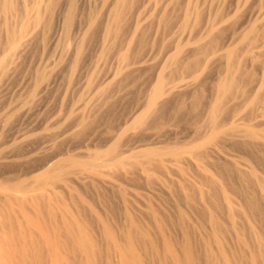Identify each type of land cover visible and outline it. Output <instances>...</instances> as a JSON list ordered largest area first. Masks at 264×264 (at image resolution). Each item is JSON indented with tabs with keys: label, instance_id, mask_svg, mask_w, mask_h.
I'll return each mask as SVG.
<instances>
[{
	"label": "bare ground",
	"instance_id": "6f19581e",
	"mask_svg": "<svg viewBox=\"0 0 264 264\" xmlns=\"http://www.w3.org/2000/svg\"><path fill=\"white\" fill-rule=\"evenodd\" d=\"M75 1L0 0L1 90L7 89L6 85L10 83L8 80L16 72V61L20 60L19 58L22 57L23 52L31 46L33 40H37L44 32L47 34L48 30L53 28V24L62 20L59 25L64 29L66 39L72 38L75 28L78 27L76 26L75 12L77 6ZM138 2L139 0H113L108 4L106 22L101 28L103 31V33L101 31L103 35L101 36L102 41H100L102 42V47H100V50L98 49L99 53L97 54H100L101 59L110 53L117 56L120 65L113 72V78L114 75L118 79L129 78L130 73H132L131 68H135L142 60L137 55L139 51L136 50V46L142 43L144 39L143 33L146 29V25L144 26L142 22L144 19L142 21L140 19L135 20L131 25L127 17L128 12ZM154 3L162 7L156 9V7L151 6V9L155 8L150 14L156 26L162 27L163 30H170L176 25L178 27L175 26L174 28H179L184 33L188 30L187 34H189L183 36L181 32L183 37H180L181 35L179 36L177 32L176 36L178 39L174 41L175 43L171 42L173 46L164 42L166 46L163 52L165 60H162L164 61L162 66L157 73L155 72L156 77L153 78L154 80L151 83L149 82L150 86L144 101L140 104L137 111L129 115L123 122L126 125V131L142 128L148 117H156L161 113L160 110L164 104L163 97L169 95L172 88V86L167 85L169 81L167 80L168 75H165L166 68L171 69L176 74L177 72L186 73L195 81L201 78L202 73H204L202 69L204 66L200 64L203 67H198L199 61L189 55L190 52H187L189 50L186 51V47L191 45L192 50L190 51L193 53L192 55L195 53V57L196 54L201 56L208 48H213L218 43L219 39L217 37H220L223 33L220 23H218L219 26L216 23H211V17L209 18L210 20L207 19L211 24H207L208 27L206 28L204 27L203 13L205 10L201 9V4L204 3H202V0H154ZM61 5L65 6V14H63L62 19H59L57 10ZM259 11L261 13L262 9ZM90 13L87 14L89 15L87 17L89 22L87 20L88 24L85 23L87 29L85 30L84 26H82L83 30H85L84 33L87 32L86 34L91 29L92 31L95 28L97 29L98 23L103 19V14L99 13V11L96 15L91 13L90 16ZM148 15L146 13L145 16ZM259 15L256 13L253 16L258 17ZM224 16L225 13H217L213 21H220ZM135 17L137 18V16ZM147 21L150 23L149 20ZM244 22L242 21L239 24L242 25ZM203 27L204 30H202ZM244 27L246 28V25ZM260 27L255 22H252L248 29H240L239 35L237 33L236 39L234 38L235 42L227 43L225 40L226 44L223 43V46L219 45L223 49H221L220 54L221 59L226 62V71L223 73L224 75L213 77L215 80H213L215 95L207 105L208 119L206 122L209 130L198 137L196 136L197 138L191 142L185 144L165 143L137 151L132 147L121 150L118 141L112 140L113 142H102L94 145L92 154L86 155V157L70 154L58 157V154H55L39 163L24 166L27 168H21L18 172H14L9 168H0V264H264V164L260 166L262 161L261 163L259 162V165L258 163L245 162L241 166L236 161L232 165L223 164L220 166V164L217 165L218 160L217 162L215 159L208 161L209 159H205L204 155L205 148L210 144H217L216 142L220 135L241 132L244 136L255 140L264 137V134L259 130L264 127V120H261L258 124H244V127L237 122L242 119L244 107H242V112H234L232 110L234 107H232L229 111L233 113L229 117H225L228 112V109H226L227 100L230 98H232L230 100H233V96L235 94L238 95L237 92L243 96L247 110L250 109V111L252 110L251 112H253L254 107H257V104L259 105L262 100L264 101V71L261 79L255 84L254 82L250 84L253 81L252 79L248 82L249 84L244 83L243 74H246L244 70L249 66H244L241 59L243 56H240L243 52L239 53L237 47V44L240 45L241 42L245 41L246 45V41H248L249 43L251 42V44L247 43L250 47L257 48L259 41L257 34L260 32L258 31ZM236 31L239 32V26ZM84 33L76 37L77 40L75 39L76 41L72 43L74 46L70 45L72 48H70L71 51H68V56L72 55L70 56L72 57L70 59L71 62L67 61L68 56L66 58V62H70V65L65 60L63 61L70 67L71 70L69 69V71L76 70L80 61H82L81 59L84 58V45L87 44L84 40H88L84 39L86 38ZM173 36L176 37L175 35ZM223 37L221 36L220 40ZM262 37L264 36L262 35ZM260 41L264 43L263 39ZM249 45H246V49H249ZM261 49H263V45ZM255 50L253 49V51ZM72 51L73 53H71ZM257 51L260 54L264 52ZM247 52L243 54L246 55L245 59L249 57L250 60L253 54L252 49L250 48V51ZM207 53L209 52L207 51ZM256 53L255 56L252 55L254 59L253 57L251 58L254 61L255 57H257L256 55H258ZM217 54H219V51ZM164 57L161 56V58ZM263 63L261 66H264ZM93 70L95 69L93 68ZM68 74L70 75V73ZM106 74L109 73L107 72ZM37 75V80L28 93V97L31 99L36 94L38 84L42 83L44 79V75ZM177 82L179 81L177 80ZM173 84L175 83L173 82ZM198 84L201 83L199 82ZM107 86L104 90H108L110 85ZM201 92L203 94V91ZM4 93L6 92L4 91ZM199 93L194 92L191 97L199 101L202 98ZM11 101V98L4 97L0 101V106L4 109L10 107ZM258 108H255L252 114H255ZM18 110L17 106L9 108L8 112L0 118V126L3 127L6 123H10L13 113ZM257 111L256 113L262 112ZM20 113L24 117L28 112L20 110L18 114ZM261 117H259V120L263 119ZM256 119L258 120V118ZM79 121L84 127L88 125V123H85L83 116ZM226 123H229V126ZM122 134L123 132H119L116 136L121 137ZM261 140L263 141V138ZM3 157L1 156L0 158L2 159ZM138 169L142 172L140 174H143V177L139 174L137 175L145 178L143 183L156 186L157 182L159 185H163L166 191L170 190L173 193L179 191L181 193L182 196H180L184 202L175 203L176 209H174L177 216L174 215V218H170V215H167L162 210L165 205L160 206L162 208L160 209L159 205L156 206V202H154L156 204L152 203L154 200L149 196L152 201L148 202L147 200L146 204L145 202L143 203L146 208V210L144 209L147 215L146 218H141V214H137L138 209L135 210L136 213L134 209L129 207L131 206L129 204H125L124 210L121 209L125 218H115L116 220L114 218H105L96 212L95 208H92V201H89L86 198L87 196L85 197L77 188L70 186L71 190L66 192L69 174L74 175L78 172L83 174V172L91 170L89 172L98 174L103 179L106 177L119 179L118 175L126 176L128 174L130 176ZM233 176H235V179L236 177L241 179L244 184L248 185L251 183V185L257 186L261 197L259 196L260 198H258L255 195L257 192L248 191L249 194L245 196L246 198H242L241 196L243 195L239 191L240 187L237 189L231 183ZM85 178L87 177L85 176ZM239 179L237 180L239 181ZM74 180L76 181V178ZM173 180H177V186L172 183ZM143 183L138 184L140 186ZM251 188L255 187L252 186ZM245 189L243 192H246ZM120 194L127 201L126 193L122 191ZM147 198L145 197V200ZM171 198L173 197L171 196ZM83 204L87 209L86 205L94 209L97 218L93 216V218H87V215L81 209ZM198 206L203 209V212L197 213V218H191L193 216H191V213Z\"/></svg>",
	"mask_w": 264,
	"mask_h": 264
},
{
	"label": "rangeland",
	"instance_id": "374dc122",
	"mask_svg": "<svg viewBox=\"0 0 264 264\" xmlns=\"http://www.w3.org/2000/svg\"><path fill=\"white\" fill-rule=\"evenodd\" d=\"M111 1L113 0H76L75 1L77 6L75 12L76 26H78L79 28L81 27V29L76 27L79 30L75 28V31L72 34V38H68L67 40L64 29L59 25V23L62 21L60 20L55 24H53L52 26L53 28L49 29L48 30L49 32H47V34L44 32V34L40 35L37 40L35 41L33 40L34 42L33 41L31 42V46L29 47L30 49L28 48L23 52V54L21 55L22 57H20L19 58L20 60H18L19 62L16 61V66H15L16 72L13 74L11 79L8 80L10 83L6 85L7 89L6 88H5L6 90L4 89L1 90L2 88L0 89V95H1L0 98L3 99L5 97V98H11L12 100L10 107H6L4 109L0 106V118L3 117L8 112L9 108L16 106L19 109L18 110L19 112L20 110L22 111L24 110L27 111L28 113L26 116L23 117V115L21 113L18 114L17 111L16 113H13L14 115L12 116V121L10 123H6L3 127L0 126V157L4 156L2 159L0 158V168H9L14 172H18L21 168H27L24 166H30L39 163L55 154L56 155L58 154V157L66 156L67 154L75 155V156L81 155L86 157V155L89 156L90 154H92L94 145L102 142L106 143V142L118 141L121 150L132 147L134 150L137 151H139L140 149L149 148L151 146L153 147L160 146L165 143L166 144L189 143L192 140L196 139L198 136H200L202 133L208 132L209 130V127L207 126V122H206L208 119L207 105L215 95V89H214L215 80L213 77L224 75L223 73L226 71L225 70L226 62H224L225 61L224 59H221L220 53L222 47L220 46H223V43L226 44V42L227 43L235 42L234 40L237 37V33L239 35L242 29L243 30L246 28L248 29L250 24L252 22H255L257 26L259 27L261 26L260 30L258 29V31L260 32H258L259 34H257L259 39L258 47L259 46L260 47L252 48V46L250 47L249 45L251 44V42L249 43L248 41H246V45H249L248 46L249 49H246L247 46L244 43L245 41L241 42L244 45H242L239 42L240 45L237 44L238 52L239 53L243 52L244 54H246L245 52H247L248 50L250 51L251 48L253 53L252 55L255 56L257 50L264 51V43L263 41H260L261 39L264 40V37H262V35L264 36V27H263L264 1L263 0H208V1L202 0V3L203 2L204 3L201 4V9L203 11L205 10L203 13L204 27L205 28L208 27L207 24L210 25L212 22L216 23V25L220 23L219 24L221 25L220 28H222L224 33L220 35V37L221 36L223 37L224 35V37L221 38L222 40H220V37L216 36L219 39L218 43H216L215 46H213V48H208L207 51L209 53H207L206 51L204 54L201 55L202 57L197 56V54L195 57V53L194 55H192L193 53L190 51L192 50L191 45H188V47H186V51L189 50L187 52L188 53L190 52L189 55L193 56V59L197 58V60L199 61L198 67L202 68L204 66V68H202L204 71V73H202L203 75H201L200 79L195 81L191 76L187 75L186 73L177 72V74L179 75L178 76L176 72H173L171 69L166 68L165 75L166 76L168 75L167 80L169 81L167 85L172 86V88L170 90L169 95L163 97L164 104L161 108L162 111L160 110L161 113H159V115L156 117L155 116L150 118L148 117L146 119L147 122L145 123V125L142 128H140L142 130L137 129V130L126 131L125 130L126 125L123 124V122L125 121V119L128 118L129 115H131L133 112H136L140 104L144 101L150 83L154 80L153 78L156 77L155 74L162 66V62H164L162 60L163 59L165 60V57L163 56L164 48L166 47L165 44L170 43L171 46H173L171 42H174L176 39H178V37L176 36L178 33L179 36L182 33L183 36H187L189 33L187 34L188 30L185 31L184 33L183 31H180L179 28H174L176 25H174L170 30L164 29L166 31L165 32L162 29V27L159 28L158 26L155 25L156 23L155 21L152 20L150 14L151 11L155 9L154 7H156L157 9L158 7L160 8L161 5H156V3H154V0H139L138 4L131 11L128 12L129 14L127 15V17H128V22L131 25L135 22V20L140 19L142 21V19H144V21L142 22L144 26L146 25L145 32L143 33V38L145 40L143 39L142 43H139L136 46V50L139 51L137 55L141 57L142 60L140 61L141 63L138 64L139 66L136 65L135 68L134 67L131 68L132 73H130L131 75L129 76V78H126L124 80L120 78L118 79L116 78L115 75L113 78L112 76L113 72L120 65L117 60V56L113 53H110L106 57H102L101 59L100 54H97L101 49L100 47H102V42L100 41H102L101 36L103 35L102 34L103 31L101 30V28H103V25L105 24L104 22H106L105 20L107 18L106 16H107L108 4ZM104 5L106 6V8ZM151 6L154 7L151 9ZM258 9L259 10L262 9L261 13ZM98 11L99 13L101 12L103 14V19H102L103 22L101 21L99 22L100 24L98 23L99 26L97 25V29L95 28L93 29V31L92 29L89 30L90 32L89 31L88 32L90 34L89 33L86 34L87 32L84 33L85 30L87 29L86 28L87 25L85 26V23L88 24L89 22V19L87 18L89 15L87 14L91 12L96 15L98 14ZM254 12L260 15L258 17H254L256 15V13L254 14ZM146 13L149 15L145 16ZM217 13H223V14L225 13V16L222 20L214 22L213 20L217 16ZM63 14H65V6L61 5L57 10V17L59 19H62ZM135 16H137V18ZM207 19L210 20L211 23L210 21H207ZM87 20L88 22H86ZM147 20H149L150 23H148ZM242 21H245L244 24L242 25L239 24ZM245 25L246 28L244 27ZM82 26H84L83 28H85V30H83ZM238 26H239V32H237L238 30L236 31V29H238ZM204 27L202 30H204ZM82 32L84 33L86 38H84L85 37L84 35H83L84 37L83 36L82 37L84 39H88V40H84L85 42H87V44L84 45L85 46L84 49L85 54H83L84 58L81 59L82 61H80L76 70L74 69L72 71H69L70 67L67 64L70 65L71 62L70 59L72 58L70 56L72 55L68 56L69 55L68 51L69 50L71 51L70 48H72L71 47L73 45L72 43H74V41L77 40L76 37H78L79 35L81 36V34H83ZM173 35H175L176 37H174ZM183 36L181 35L180 37ZM225 40L226 42H224ZM216 45L217 47L220 48H217ZM262 45H263V49H261ZM253 49L256 50L253 51ZM218 51L220 55L217 54ZM71 53H73V51ZM243 53L242 55L239 54L241 57L243 56L242 58L241 57L239 58L242 59V62L244 63L245 67L248 65L249 67L247 68H250V69L246 68L245 69L246 71L244 70L246 74H243L244 76L243 81L244 83H248L249 81H251L250 79H252L253 81H251L250 84H253V82L255 84L263 76L262 74L264 71L263 70L264 66L263 65L261 66V64L262 62H264L263 59L264 52L263 54L262 52L260 54V52L257 51L256 54L258 55L260 54V55L259 56L256 55L257 57H255V61L253 60L254 57L252 55L250 57V60L249 57L247 58L248 60L245 59L246 55H244ZM145 55L147 58L145 57ZM161 56L164 58H161ZM217 56L220 58H218ZM252 57L253 59H251ZM66 58H68L67 61L68 60L70 61L69 63L66 62ZM64 60L67 64L63 62ZM244 61L247 62V64H245ZM200 64H202L203 66ZM93 68L95 70H93ZM73 71L75 72L73 73ZM107 72L109 74H106ZM68 73H70V75ZM37 74H41V76L44 75L43 76L44 79L42 80V83L38 84L36 94L31 99L28 97V93L29 90L33 88L32 86H34V83L37 80L36 79V76H38ZM250 76L253 77L250 78ZM86 79L88 82L86 81ZM177 80L179 82H177ZM85 81L87 84L85 83ZM173 82L175 84H173ZM199 82L201 84H198ZM107 85H110L108 90H104V88ZM197 85H199L198 89H197ZM88 86L89 88L87 89ZM199 89L203 91V94H201L202 92ZM4 91L6 93H4ZM194 92L197 93L200 92L199 94L202 95V98L199 101L195 100L194 97H191V95L192 96L194 95ZM237 93L238 95L235 94V96H233V100H230L232 98L227 100L226 109H228L227 110L228 112L226 113L227 115L225 114V117L227 116L229 117L233 113L232 111H229L231 110L232 107L235 108V110L234 108H232L234 112L241 111L242 107H244L243 108L244 114L242 113V119L237 121L242 125V127H244V124L246 125L247 123L258 124L261 120H264V110H263L264 101L262 100L261 103H259V105L257 104V107L253 108V112L255 108L258 107L259 108L256 109V111L257 110L259 111L263 110V111L262 112L257 111L259 113H256L255 111V114H252L253 113L251 112L252 110L251 111L250 109L247 110V106L244 102L245 100L243 99V96H241L239 92ZM207 98L209 99L207 100ZM2 99H0V101ZM202 104L204 105V107ZM82 116L83 119L85 120V123L86 124L88 123V125L85 127L82 126V124L79 121V119L82 118ZM244 116H246L247 118ZM259 117L263 119L259 120ZM256 118H258V120ZM246 119L248 120L246 121ZM78 124L80 125L78 126ZM226 125L229 126V123H226ZM263 128L259 130L264 134ZM119 132H123L121 137L116 136V134H119ZM234 133L227 135H220L216 142L217 144L208 145L207 147L209 149L206 147L204 151L205 159H209L208 161H213L215 159L216 162L218 160L217 165L220 164V166H222L223 164L232 165L236 161H237L236 163L239 165L245 162H251L253 164L258 163L259 165L262 161L260 166H263L262 164H264V159H263L264 137H262L263 138L262 141L261 140L262 138L255 140L244 136L241 132H236L235 134ZM259 145L262 147V149ZM89 171L91 170H87L86 172H83V174H81L82 172H78L81 176L78 173L74 175L69 174L67 178L68 185L66 187L68 189L65 190L66 192H69L71 190L70 186H74L75 188H77L85 197L87 196L86 198L89 199V201H92L91 204L93 206L92 208H95V211L100 213L105 218H114V219L125 218L123 217L125 216L123 214L124 207L126 206L125 204L131 205L129 207H131V209H134V211L138 209L137 211L138 213L136 211L135 212L137 214H141L140 216L141 218L144 217L146 218L147 215L145 211L146 210L145 204L147 203V200L148 202L154 200L152 201V203L153 204L157 203L156 206L159 205L158 207L160 209H162L161 207L165 205V207L162 210H164L167 215H170V218L172 217L174 218L175 217L174 215L177 216V214H175L176 213L175 203L181 201L184 202L181 197L182 195L181 193H179V191H176L175 193H173V191L171 192L170 190L166 191L164 190L163 185L161 186L157 182H156V186L155 185L151 186L148 185L147 183L146 185L145 183H143L145 182L144 181L145 178H141L143 177L142 176L143 174L142 175L140 174L142 172L139 169L136 170V172L134 173L136 175L132 174L133 176L132 175L129 176L127 174L125 176L120 174L118 175L119 179H111L108 177L103 179L102 176ZM137 174H139L141 177H139V175ZM85 176L87 178H85ZM75 178L76 181L74 180ZM234 179L235 176H233L231 183L237 189H239L238 187H240L239 191H241L240 193L241 195H243V196L240 195L242 198L243 197L244 199L246 198L245 196L249 194L248 191L251 192L253 191L254 193L257 192L255 193V195H257L258 198L261 197L259 195L260 193L258 192L257 186H254V184L251 185V183L248 185L244 184L242 180L239 179L238 177H236L235 180ZM237 179H239V181ZM125 180L126 182H124ZM236 182L238 183L239 186L237 185ZM138 183L139 184L143 183V185L139 186ZM172 183L175 184V186H177L178 182L177 180L176 181L173 180ZM144 186H146L147 188ZM252 186L255 188H251ZM159 187H161L162 189ZM242 187L244 189L246 188L245 189L246 192H243L244 189ZM118 190L121 192L124 191L126 193L128 202L125 199H123L122 195L120 194L121 192H119ZM169 193H171V195H169ZM149 196L153 199L152 200L149 199ZM171 196L173 198H171ZM145 197L147 198L146 200ZM133 200H135L134 201L135 203L137 202L136 203L137 205L133 202ZM131 201L133 202V205ZM144 202L145 204L143 206ZM86 207H88V209L85 208V205L83 204L81 208L83 213L85 212V214L87 215L85 216L87 218H93V217L97 218L95 216L94 209L89 208L88 205H86ZM89 212L91 213L88 214ZM202 212L203 209L199 208L198 206L191 213V216L193 215L191 218L193 217L197 218L198 217L197 213H202Z\"/></svg>",
	"mask_w": 264,
	"mask_h": 264
}]
</instances>
